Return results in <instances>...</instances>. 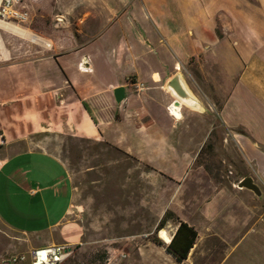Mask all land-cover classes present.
<instances>
[{
    "label": "crops",
    "instance_id": "crops-1",
    "mask_svg": "<svg viewBox=\"0 0 264 264\" xmlns=\"http://www.w3.org/2000/svg\"><path fill=\"white\" fill-rule=\"evenodd\" d=\"M28 3L54 9L62 26L81 23L53 42L28 36L33 31L22 24L29 12L26 23L0 24V177L21 190L16 177L28 178V197L57 219L49 230L60 227L61 239L45 246L82 240L78 226L64 233L75 227L65 219L76 199L64 162L29 146L35 135L67 129L104 135L153 168L155 190H169L158 236L166 229L173 238L183 222L198 232L179 264H264L256 253L264 254L263 201L237 187L253 177L264 189V0H23V8ZM98 72L115 79L104 84ZM180 72L209 120L185 108L182 120L171 115L174 99L165 86ZM222 77H233L229 86ZM121 86L127 97L117 104ZM194 128L202 130L196 146L189 138ZM207 144L223 159L201 161ZM169 243L162 248L176 261Z\"/></svg>",
    "mask_w": 264,
    "mask_h": 264
},
{
    "label": "rangeland",
    "instance_id": "rangeland-1",
    "mask_svg": "<svg viewBox=\"0 0 264 264\" xmlns=\"http://www.w3.org/2000/svg\"><path fill=\"white\" fill-rule=\"evenodd\" d=\"M26 5L24 10L30 13L31 19L22 26L47 40L53 42L62 32L80 28L81 23L74 19L62 26L54 9L32 8L29 3ZM1 23L6 22L0 19ZM0 28L3 27L0 25ZM102 43L100 40L97 42L99 47L103 46ZM236 71L238 68L233 77ZM100 74L98 72V78L104 84L115 79V73L106 76ZM233 77H222L221 81L229 86ZM135 81L129 78V82ZM201 136L202 130H191L189 138L193 146L198 145ZM40 137L33 136L35 143L29 146L32 149H40L41 146L59 157L76 187L75 203L65 219L66 224L75 227L73 231L64 230V233H75L78 226L82 240L72 244L74 253L64 264H179L163 250L164 242L158 236L159 223H155L168 201L169 190L165 187L160 190L156 187L155 190L152 167L125 153L104 135L86 137L65 129L62 133ZM219 140L220 148L223 140ZM219 159H223V153L208 144L200 155L201 161ZM229 169L227 167L226 171ZM34 171L41 175L40 170ZM16 178L21 179L22 190L16 185L12 187L5 183L0 177V264H30L32 250L47 245L48 240L61 239L60 227L49 230L50 223L57 219L41 213L39 200H32L26 194L24 187H30L28 178ZM254 240L259 241L261 238L256 237ZM254 243V249L258 248V242ZM244 245L247 246L246 243ZM212 253L207 251L208 257ZM256 253L264 257L260 249ZM21 255H25L27 260L19 263L12 261Z\"/></svg>",
    "mask_w": 264,
    "mask_h": 264
},
{
    "label": "water",
    "instance_id": "water-1",
    "mask_svg": "<svg viewBox=\"0 0 264 264\" xmlns=\"http://www.w3.org/2000/svg\"><path fill=\"white\" fill-rule=\"evenodd\" d=\"M165 89L174 99L172 109L181 110L185 108L190 112L204 117L211 116L210 111L205 107L200 97L196 94L193 87L181 72L175 74V76L167 82ZM114 97L116 103L121 104L127 97L126 88L124 86L116 88L114 90ZM237 187L252 192L259 200L264 201V189L260 184L255 182L253 177L245 178L242 182L237 184Z\"/></svg>",
    "mask_w": 264,
    "mask_h": 264
},
{
    "label": "built area",
    "instance_id": "built-area-1",
    "mask_svg": "<svg viewBox=\"0 0 264 264\" xmlns=\"http://www.w3.org/2000/svg\"><path fill=\"white\" fill-rule=\"evenodd\" d=\"M0 19L10 24H22L29 21V13L23 8V0H3L0 6ZM47 46H50L47 44ZM143 83L137 84V91L143 90ZM74 253V246L69 244H56L39 247L32 250L30 264H64ZM122 257L124 255L122 254ZM27 260L25 255L14 257V263ZM10 264V263H4Z\"/></svg>",
    "mask_w": 264,
    "mask_h": 264
},
{
    "label": "trees",
    "instance_id": "trees-1",
    "mask_svg": "<svg viewBox=\"0 0 264 264\" xmlns=\"http://www.w3.org/2000/svg\"><path fill=\"white\" fill-rule=\"evenodd\" d=\"M170 213H166L161 221V226L164 224L165 220H168ZM161 234V239L169 245L166 250L171 254L178 262H183L187 260L191 249L194 247L196 240L198 238V232L194 227L189 226L187 223H181L174 237L166 230L162 229L159 232ZM104 262V261H103Z\"/></svg>",
    "mask_w": 264,
    "mask_h": 264
},
{
    "label": "bare ground",
    "instance_id": "bare-ground-1",
    "mask_svg": "<svg viewBox=\"0 0 264 264\" xmlns=\"http://www.w3.org/2000/svg\"><path fill=\"white\" fill-rule=\"evenodd\" d=\"M30 37L35 40V41H42V38H40L38 35H30ZM171 115L177 118L178 120H182L183 115H182V109L181 110H174L171 109Z\"/></svg>",
    "mask_w": 264,
    "mask_h": 264
}]
</instances>
